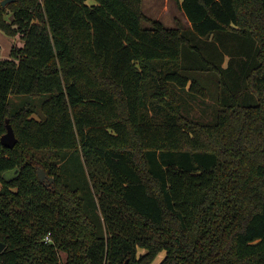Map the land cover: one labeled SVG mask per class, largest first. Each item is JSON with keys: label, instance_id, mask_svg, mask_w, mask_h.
I'll list each match as a JSON object with an SVG mask.
<instances>
[{"label": "trees", "instance_id": "trees-1", "mask_svg": "<svg viewBox=\"0 0 264 264\" xmlns=\"http://www.w3.org/2000/svg\"><path fill=\"white\" fill-rule=\"evenodd\" d=\"M2 1L0 264H264V0Z\"/></svg>", "mask_w": 264, "mask_h": 264}, {"label": "rangeland", "instance_id": "rangeland-1", "mask_svg": "<svg viewBox=\"0 0 264 264\" xmlns=\"http://www.w3.org/2000/svg\"><path fill=\"white\" fill-rule=\"evenodd\" d=\"M142 11L149 18H157L161 20L165 25L169 27H176L181 23L182 25H188V19L180 6V0H142ZM144 25H150L148 22H144ZM19 41L16 38L15 41ZM10 37L6 34H0V48L2 57H10ZM47 98L44 94L35 100L31 99L28 95H22L20 97L12 95V99L19 105L21 102L31 101L38 105L40 108L41 103ZM191 102V114L195 117L203 120H211L214 116V104L210 99H190ZM37 116V115H35ZM14 175V171H7L4 176L11 178ZM143 249V248H141ZM144 250V249H143ZM166 251H161L151 264H160L165 257Z\"/></svg>", "mask_w": 264, "mask_h": 264}, {"label": "water", "instance_id": "water-1", "mask_svg": "<svg viewBox=\"0 0 264 264\" xmlns=\"http://www.w3.org/2000/svg\"><path fill=\"white\" fill-rule=\"evenodd\" d=\"M10 0H3L2 1V5H6ZM7 131L1 136V142L7 146V147H13L18 138L16 137L14 128L12 126V124L9 123V121L7 120ZM38 176L40 181L45 182L47 185L49 184H54L55 182V177L49 175L46 170L42 167L38 168ZM5 248V243L0 241V251L3 250Z\"/></svg>", "mask_w": 264, "mask_h": 264}]
</instances>
